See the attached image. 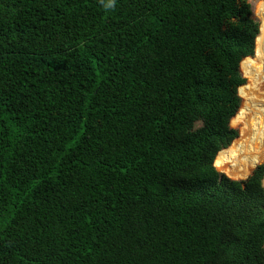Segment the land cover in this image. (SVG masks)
<instances>
[{
	"label": "trees",
	"instance_id": "trees-1",
	"mask_svg": "<svg viewBox=\"0 0 264 264\" xmlns=\"http://www.w3.org/2000/svg\"><path fill=\"white\" fill-rule=\"evenodd\" d=\"M109 2L0 0V264H264V1Z\"/></svg>",
	"mask_w": 264,
	"mask_h": 264
},
{
	"label": "rangeland",
	"instance_id": "rangeland-1",
	"mask_svg": "<svg viewBox=\"0 0 264 264\" xmlns=\"http://www.w3.org/2000/svg\"><path fill=\"white\" fill-rule=\"evenodd\" d=\"M264 0H250L252 6V13L254 18L260 23V17L257 14L258 5ZM264 23V15L262 18L261 27ZM262 36V31H261ZM258 62L264 68V62L260 58H257ZM242 73V72H241ZM264 85V83H263ZM264 88V86H263ZM244 93L248 96L249 100L261 110L260 115L253 119L251 124L245 130L241 142L238 144V149L243 154V160L245 168H250L254 162H260L258 164H264V95L259 92H254L252 89L248 88L244 90ZM219 171V170H218ZM221 172V171H219ZM223 173V172H221ZM262 185H264V176L262 178ZM264 187V186H263Z\"/></svg>",
	"mask_w": 264,
	"mask_h": 264
},
{
	"label": "clouds",
	"instance_id": "clouds-1",
	"mask_svg": "<svg viewBox=\"0 0 264 264\" xmlns=\"http://www.w3.org/2000/svg\"><path fill=\"white\" fill-rule=\"evenodd\" d=\"M108 7H111L112 5H111V0H110V2H109V4L107 5Z\"/></svg>",
	"mask_w": 264,
	"mask_h": 264
},
{
	"label": "bare ground",
	"instance_id": "bare-ground-1",
	"mask_svg": "<svg viewBox=\"0 0 264 264\" xmlns=\"http://www.w3.org/2000/svg\"><path fill=\"white\" fill-rule=\"evenodd\" d=\"M264 186V185H263Z\"/></svg>",
	"mask_w": 264,
	"mask_h": 264
}]
</instances>
